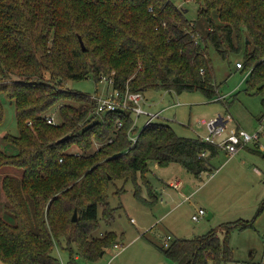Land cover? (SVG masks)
<instances>
[{"label":"trees","instance_id":"1","mask_svg":"<svg viewBox=\"0 0 264 264\" xmlns=\"http://www.w3.org/2000/svg\"><path fill=\"white\" fill-rule=\"evenodd\" d=\"M196 1L208 22L205 35L185 9L168 0H0V92L14 101L19 127L18 135L3 137L18 152L0 149V169L22 170L20 177L2 178L8 218L0 216V260L5 264H61L55 255L59 246L69 250L71 262L79 255L96 259L117 238L114 232L95 235L100 207L104 217L111 216L112 181L132 180L140 196V174L154 197L145 176L153 163H178L197 176L210 170L217 145L180 135L167 122H150L138 131L132 112L98 115L91 95L64 86L90 76L98 84L108 76L122 92L199 90L212 98L217 90L208 55L212 47L226 60L231 52L244 51L240 69L253 77L250 90L263 93L264 0ZM54 109L59 121L50 124L44 116ZM131 132L138 134L135 143ZM93 140L101 145L92 155L68 152L75 144L87 152ZM160 249L178 264H222L232 258L227 240L213 230Z\"/></svg>","mask_w":264,"mask_h":264},{"label":"rangeland","instance_id":"2","mask_svg":"<svg viewBox=\"0 0 264 264\" xmlns=\"http://www.w3.org/2000/svg\"><path fill=\"white\" fill-rule=\"evenodd\" d=\"M172 1L187 10V18L196 23L200 34L207 33L208 22L200 13L199 2ZM208 55L212 60L217 87L214 97L209 98L199 90L168 93L164 89H149L145 91L148 100L142 104V109L156 112L173 106L163 110L161 118L154 117L153 122H167L180 135L187 137L206 136L209 134L206 122L219 115L227 118L229 114L232 120L227 123L226 133L233 128L256 132L262 124L264 126V92L250 90L252 75L237 67V62L244 60V51L231 52L226 60L210 47ZM64 86L89 95H106L107 90L112 92L111 86L106 82L97 84L92 76L66 82ZM219 96H225V99L215 100ZM0 102L3 107L0 149L17 153V146L3 139L4 135L19 134L14 101L2 91ZM51 113L59 121L57 109ZM133 118H136L135 114ZM146 120V116L139 118L138 131L143 129ZM260 140L263 144L264 135ZM253 143L234 156L220 148L216 156L210 157V170L199 176L178 163L165 167L151 164L145 176L154 197L150 196L140 174L138 183L143 189L140 196L136 194L138 186L132 180L115 179L108 191L111 216L104 217V209L100 207V225L95 232L96 236L114 232L117 238L113 245L107 246L96 259L79 255L75 262H71L69 250L60 246L56 247L55 255L61 264H178L160 249L165 246L169 235L172 236L168 240L170 243L178 238H193L213 230L227 240L232 250V258L222 264H264V150ZM100 145L93 140L87 152L77 144L72 145L68 152L92 155ZM7 173L20 177L22 170L11 165L0 169V216L5 219L8 218L4 208L7 197L2 188V178ZM177 181L178 187L171 184ZM200 208L207 213L196 221L193 214ZM209 213L213 214L210 218ZM241 224L248 226L241 227ZM115 244L124 248H116ZM0 264L5 263L0 260Z\"/></svg>","mask_w":264,"mask_h":264},{"label":"built area","instance_id":"3","mask_svg":"<svg viewBox=\"0 0 264 264\" xmlns=\"http://www.w3.org/2000/svg\"><path fill=\"white\" fill-rule=\"evenodd\" d=\"M169 2L174 3L172 0H168ZM175 4V3H174ZM177 7L182 10L178 5ZM149 11H153V8L150 7ZM237 67L240 69L243 67L242 62H237ZM101 82H106L109 86L112 87V92L109 93L107 90L106 95H91V98L95 102V113L103 114L107 112H115V111H128L132 112L136 115L134 118L133 126H138V121L141 116H146L147 120L145 122L144 127L153 122L154 117L161 118V112H148L142 109V104L146 102V97L143 92H134L127 90L122 92L119 88H115L113 85V79L108 76H103ZM225 96H219L215 100H224ZM45 119L50 124H57L58 120H56V115L54 113L45 114ZM232 120L231 114L228 115L227 118L218 116L216 118L211 119L206 122L209 134L204 137H201L204 141L209 142L211 144L217 145L220 148L225 149L230 156L237 154L242 146L250 142H260V138L264 133V129L260 128L256 132H249L244 128H233L229 133H226L227 123ZM31 124V122H29ZM119 126L122 125V121H118ZM130 139L133 143H135L138 139V134L131 132ZM110 139L109 141H111ZM79 154V153H77ZM202 155H206V152H203ZM178 182L173 184L177 186ZM206 210L200 208L196 213L193 214L194 220H199L201 217L206 215ZM172 236H168L165 241V246L169 245L168 240H170ZM116 248H124L123 245L115 244Z\"/></svg>","mask_w":264,"mask_h":264},{"label":"crops","instance_id":"4","mask_svg":"<svg viewBox=\"0 0 264 264\" xmlns=\"http://www.w3.org/2000/svg\"><path fill=\"white\" fill-rule=\"evenodd\" d=\"M166 92H168V93H172V92H174L173 90H165ZM146 92H148V91H146ZM144 93V95H145V97H146V101L148 100V97H147V95L145 94V92H143ZM176 93V92H175ZM171 107H173V106H168V107H166V108H162L161 110H158V111H156V112H161L162 113V111L163 110H165V109H168V108H171ZM260 128H263L264 129V126H263V124L260 126ZM259 130V129H258ZM262 135H264V133L262 134ZM254 142V143H253ZM253 142H250V143H247V144H245L244 146H242L241 148H240V150H239V152L238 153H240V151H242V149H245V148H247L250 144H254L256 147H258L260 150H264V143L262 144L261 143V140H260V142L259 143H257V142H255V141H253ZM256 143V144H255ZM250 148V147H249ZM237 153V154H238ZM237 154H235V155H237ZM234 156V155H233ZM157 165V164H156ZM177 182H179V181H177ZM171 184L173 185V184H175V183H173V182H171ZM170 184V185H171ZM174 186V185H173ZM179 185L177 184V186H175V187H178ZM213 215V214H212Z\"/></svg>","mask_w":264,"mask_h":264},{"label":"water","instance_id":"5","mask_svg":"<svg viewBox=\"0 0 264 264\" xmlns=\"http://www.w3.org/2000/svg\"><path fill=\"white\" fill-rule=\"evenodd\" d=\"M187 10H185V13H186ZM80 41H81V45H82V48L85 50L86 47H85V44H84V41L82 40V38L80 37ZM71 135L67 134L66 136H64L63 138L60 139L61 142H64L66 140H68L70 138ZM212 217V213H209L208 215V218ZM78 218V214H77V211L74 212V216H73V220L76 221Z\"/></svg>","mask_w":264,"mask_h":264}]
</instances>
